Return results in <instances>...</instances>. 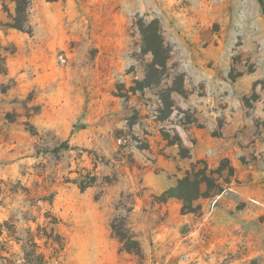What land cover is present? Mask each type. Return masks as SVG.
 <instances>
[{"label":"rangeland","instance_id":"374dc122","mask_svg":"<svg viewBox=\"0 0 264 264\" xmlns=\"http://www.w3.org/2000/svg\"><path fill=\"white\" fill-rule=\"evenodd\" d=\"M29 1L21 30L0 0V264H264V0Z\"/></svg>","mask_w":264,"mask_h":264},{"label":"trees","instance_id":"16d2710c","mask_svg":"<svg viewBox=\"0 0 264 264\" xmlns=\"http://www.w3.org/2000/svg\"><path fill=\"white\" fill-rule=\"evenodd\" d=\"M16 3L15 15L12 26L18 29H25L28 21L29 0H12ZM145 44L146 50L154 55V66L164 67L166 65L165 51L163 39L155 28V22L152 21L145 28ZM167 58V56H166ZM208 168H199L194 166L192 170H188L183 178H180L175 186L170 187L164 192V198H178L183 202L184 210L192 211L195 209L194 203L201 197L209 195V191L213 187V170L208 174ZM82 181L79 183L80 188L84 189L90 186L96 180L92 172L81 173Z\"/></svg>","mask_w":264,"mask_h":264}]
</instances>
